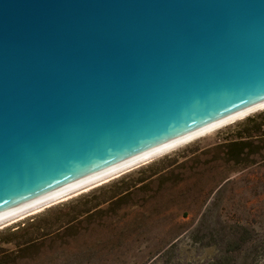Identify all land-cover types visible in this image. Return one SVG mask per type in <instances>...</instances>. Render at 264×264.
Segmentation results:
<instances>
[{
  "label": "water",
  "instance_id": "95a60500",
  "mask_svg": "<svg viewBox=\"0 0 264 264\" xmlns=\"http://www.w3.org/2000/svg\"><path fill=\"white\" fill-rule=\"evenodd\" d=\"M261 93L264 0H0V197Z\"/></svg>",
  "mask_w": 264,
  "mask_h": 264
},
{
  "label": "rangeland",
  "instance_id": "374dc122",
  "mask_svg": "<svg viewBox=\"0 0 264 264\" xmlns=\"http://www.w3.org/2000/svg\"><path fill=\"white\" fill-rule=\"evenodd\" d=\"M0 264H264V110L0 228Z\"/></svg>",
  "mask_w": 264,
  "mask_h": 264
},
{
  "label": "bare ground",
  "instance_id": "6f19581e",
  "mask_svg": "<svg viewBox=\"0 0 264 264\" xmlns=\"http://www.w3.org/2000/svg\"><path fill=\"white\" fill-rule=\"evenodd\" d=\"M264 110V93L206 114L0 197V228L150 162L195 139Z\"/></svg>",
  "mask_w": 264,
  "mask_h": 264
},
{
  "label": "trees",
  "instance_id": "16d2710c",
  "mask_svg": "<svg viewBox=\"0 0 264 264\" xmlns=\"http://www.w3.org/2000/svg\"><path fill=\"white\" fill-rule=\"evenodd\" d=\"M246 121L247 122L245 123L249 125V123L252 122L253 119L248 118ZM257 136L258 134H256V131H254L252 128H247L244 133H241V135L237 139L228 141L227 143L220 145L221 148L224 149V156L235 162H241L242 160L247 158L251 150H253L251 149V147L254 144V140L258 139ZM160 176L161 179L165 177V175Z\"/></svg>",
  "mask_w": 264,
  "mask_h": 264
}]
</instances>
